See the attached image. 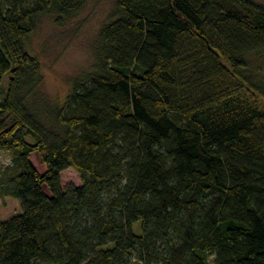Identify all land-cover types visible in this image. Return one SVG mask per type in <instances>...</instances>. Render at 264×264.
I'll list each match as a JSON object with an SVG mask.
<instances>
[{
  "label": "trees",
  "instance_id": "16d2710c",
  "mask_svg": "<svg viewBox=\"0 0 264 264\" xmlns=\"http://www.w3.org/2000/svg\"><path fill=\"white\" fill-rule=\"evenodd\" d=\"M85 1L0 0V264H264V5L115 0L46 99L28 39Z\"/></svg>",
  "mask_w": 264,
  "mask_h": 264
},
{
  "label": "rangeland",
  "instance_id": "374dc122",
  "mask_svg": "<svg viewBox=\"0 0 264 264\" xmlns=\"http://www.w3.org/2000/svg\"><path fill=\"white\" fill-rule=\"evenodd\" d=\"M115 0H86L82 9L71 19L57 23L53 15L38 18L28 39V50L40 63L42 82L40 93L52 101L62 100L70 82L90 70L96 49L99 28L108 20ZM264 5V0H253ZM252 66L264 82V51L249 56ZM30 159L39 172L44 166L36 154ZM9 164V157L0 153V171ZM61 186L79 185L78 175L68 168L60 173ZM18 210L12 198H0V219Z\"/></svg>",
  "mask_w": 264,
  "mask_h": 264
}]
</instances>
